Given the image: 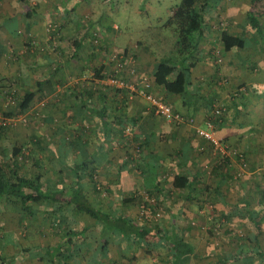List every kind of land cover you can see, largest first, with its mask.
<instances>
[{"label":"crops","instance_id":"0c3cea01","mask_svg":"<svg viewBox=\"0 0 264 264\" xmlns=\"http://www.w3.org/2000/svg\"><path fill=\"white\" fill-rule=\"evenodd\" d=\"M111 1L0 0V113L33 92L15 113L27 122L0 130V160L17 159L33 187L52 195L29 202L30 214L19 199L0 198V264H264V121L251 117L264 108V43L257 38L264 0H216L205 8L209 25L180 95L153 75L161 60L183 64L179 29L171 55L167 36L155 31L157 52L143 37L121 42L125 30L107 12ZM218 11L227 15L224 28L211 18ZM223 29L241 35L249 54L219 45L222 59L213 61L210 40ZM78 36L73 48L68 39ZM112 71L128 85L108 84ZM225 74L229 86L220 81ZM144 82L186 119L157 113L140 90ZM215 100L224 115L214 133L234 149L224 157L195 131ZM175 175L185 184L174 186ZM77 187L108 217L76 210ZM120 215L131 223L120 227ZM177 240L187 246L178 250Z\"/></svg>","mask_w":264,"mask_h":264},{"label":"trees","instance_id":"16d2710c","mask_svg":"<svg viewBox=\"0 0 264 264\" xmlns=\"http://www.w3.org/2000/svg\"><path fill=\"white\" fill-rule=\"evenodd\" d=\"M216 2V0H201L199 3H197L196 0L182 1L179 8L182 10L181 12H183V15L188 17L187 19L189 22L185 21L178 27L179 33L176 41V49L184 62L182 60L183 64H181L180 62L161 60L156 64L153 73L155 83L163 86L168 92L176 95L188 92L191 68H193L197 62L195 53L198 51L199 43L202 41L203 36L206 35V29L209 25L205 8ZM177 14H179L178 10ZM186 22L187 24L184 25ZM52 23L56 24L53 21ZM68 41L73 48L74 46L75 48L80 46V36L69 38ZM218 41L224 50H230L232 48L242 49L246 47L245 39L241 35L232 34L226 29H223L220 32ZM126 51L127 49L122 52L124 53ZM239 87L240 85L235 87V89H238ZM237 89L235 91L236 94L238 93ZM7 90L8 89H6V91ZM32 97L33 92L25 91L20 97V100H18V103H16L13 112L10 110L5 112V114L11 115L18 111H22L27 107ZM223 115L224 114L216 117L215 122L219 121V119L221 120ZM4 128H6V125H0V130H3ZM13 155L17 156L18 152ZM17 163V159L15 160L12 158L0 160V198L4 197V199L9 200L12 197H15L19 199L22 210L30 214L32 208L28 206L29 202L36 201L38 203H44L46 200L52 199V195L43 191H38L37 188H34L32 181L18 170ZM74 167L77 168L76 165H74ZM181 178V176L175 175L171 180V183L176 187L185 184L184 182H179ZM28 186L31 187V190L24 191L23 189ZM139 200H141V198H139ZM74 203L76 210L88 213L93 217H108L106 212L95 207L88 199H86L81 188L77 187L76 189ZM115 222L122 227V224H129L131 223V220L125 215H120L115 219ZM124 230L125 232H129L127 227H124ZM175 244L178 250L181 249V245L187 246L186 243L180 240L175 241Z\"/></svg>","mask_w":264,"mask_h":264},{"label":"rangeland","instance_id":"374dc122","mask_svg":"<svg viewBox=\"0 0 264 264\" xmlns=\"http://www.w3.org/2000/svg\"><path fill=\"white\" fill-rule=\"evenodd\" d=\"M182 1L183 0H112L111 7L107 9V12L110 18L115 20L119 24V26L122 27L123 30H125L123 37L119 39L121 42L122 39L126 41V39L128 38L135 39L143 37V40L147 42L148 48L157 52V50L159 49H157L156 47V42L151 40L150 35L151 31H155L161 33L165 37L167 36L165 45L168 51V55H171V46L175 39L174 33H176V30L183 22H189L187 19L188 17L183 15V12H181L182 10L179 8ZM196 1L197 3H199L201 0ZM172 10H178L179 14H177L176 12H172ZM226 17L227 15L225 16L221 11H218L217 14H213L211 18L215 22V27H217L218 25H220L221 20L226 22L224 26H227L229 24V21ZM53 22H55L56 24H53L51 21V26H56L58 24L57 20ZM187 22L184 23V25H186ZM216 35V33L213 34V37L210 40V43H212L211 47H213L212 50L214 49V47L216 48V46L220 45V43L218 42V37H216ZM257 38L260 43H264L263 31L260 34H257ZM238 50V54L240 56L249 54V50L246 47ZM211 59L213 60L212 56ZM249 68V65L246 66L247 70ZM244 75L245 77L249 76V73H245ZM223 76L226 77V80L222 83L228 85L230 82L229 79L232 76L230 74H225ZM246 79L247 78H245V80ZM243 94H245V92H243ZM241 96L243 95H238L240 100ZM247 101H249V99ZM262 101L263 102L260 103V106L261 104L264 105V97H262ZM255 115L259 117L256 121H259L260 123L261 121L263 122L264 108L262 107L256 114L255 112L251 113V117L253 120L255 119Z\"/></svg>","mask_w":264,"mask_h":264},{"label":"built area","instance_id":"2783aa9c","mask_svg":"<svg viewBox=\"0 0 264 264\" xmlns=\"http://www.w3.org/2000/svg\"><path fill=\"white\" fill-rule=\"evenodd\" d=\"M226 24L225 21L221 20L219 27L223 28V26ZM96 41V39H95ZM116 55V54H115ZM212 56L214 61L219 62L222 57L220 55V48L219 46L214 47L212 50ZM129 61L131 62L130 72H134L135 68L133 65L134 59L132 57H128ZM121 66V65H119ZM105 80L110 85H115L119 87L127 86L128 82L118 76H116L115 72H109L105 76ZM226 80V77H222L220 79L221 82H224ZM150 86L149 82H144V85L140 87V90L142 94L150 101L151 105L154 107V110L164 115L166 118L173 120V121H183L186 119L185 115L181 112L173 108L169 103L165 102L163 98L160 95H157L156 93H153L152 91H148V87ZM132 87L135 88L134 84H132ZM240 89H243V87H239L237 91ZM6 95V103H12L15 98V88L12 87L7 90ZM224 112V104L220 100H215L211 104V110L209 116L205 119V127L202 126H195V131L203 136L205 139L210 141V143L213 145L214 149H216L221 157L228 153V151H232L234 149H231L229 145L224 142L221 138L215 135L214 133V124H215V118L219 117V115H222ZM189 121H192L193 119H188ZM220 120V119H219ZM27 122V117L24 113L21 114H11V115H4L3 113H0V125H13V124H19L24 125ZM134 153H138L140 150V147L138 145H134L133 147ZM160 209V208H159Z\"/></svg>","mask_w":264,"mask_h":264}]
</instances>
